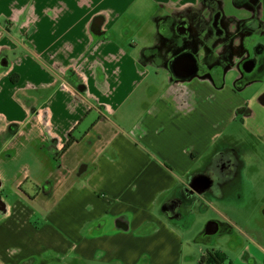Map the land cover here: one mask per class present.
Listing matches in <instances>:
<instances>
[{
    "label": "crops",
    "instance_id": "0c3cea01",
    "mask_svg": "<svg viewBox=\"0 0 264 264\" xmlns=\"http://www.w3.org/2000/svg\"><path fill=\"white\" fill-rule=\"evenodd\" d=\"M233 2L248 16L228 0H0V264L176 256L179 220L202 203L191 178L229 149L244 182L264 76L247 93L223 62L242 71L241 26L264 25V0Z\"/></svg>",
    "mask_w": 264,
    "mask_h": 264
},
{
    "label": "rangeland",
    "instance_id": "374dc122",
    "mask_svg": "<svg viewBox=\"0 0 264 264\" xmlns=\"http://www.w3.org/2000/svg\"><path fill=\"white\" fill-rule=\"evenodd\" d=\"M225 7L226 13L235 18L248 16V11L235 7L233 0H228ZM231 63V60L223 62L227 67L223 83L239 88L245 82L243 79L245 75ZM262 77L259 67L248 76L246 81L251 87L247 93L253 92L263 83ZM263 119L264 113L262 115L258 113L252 122L257 123ZM251 145L257 150V156L250 154L246 159L250 167L246 171L241 187L233 190L228 199L216 200L209 197L208 206L197 203L195 208L189 207L179 220L184 227V233L180 232L183 238L180 237L179 254L175 256L173 252L165 249H156L147 256H141L138 264H200L208 251L223 252L228 264H264V145L257 140H251ZM214 220L225 226L226 231L202 239L209 223ZM165 243L159 241L156 246ZM59 264L95 263L71 256Z\"/></svg>",
    "mask_w": 264,
    "mask_h": 264
},
{
    "label": "flooded vegetation",
    "instance_id": "af4514ba",
    "mask_svg": "<svg viewBox=\"0 0 264 264\" xmlns=\"http://www.w3.org/2000/svg\"><path fill=\"white\" fill-rule=\"evenodd\" d=\"M244 1V0H243ZM248 24L242 25L241 29L243 34L245 33V49L247 51L246 58L243 60L242 63V72L245 76H243V79L245 82H243V79L240 80L243 82L242 84H247V78L248 76H251L252 73L259 67L262 71V75L264 76V25L259 22L256 18H250L247 20ZM218 26V22L216 23ZM216 26V27H217ZM215 34H224L226 36L229 35V32L225 30L221 24L216 28L214 31ZM192 60V56L190 52L180 54L176 56L172 62V67L174 68L175 65L181 60ZM254 66V70L251 73H247L244 69V67L247 65L248 67ZM191 68L194 70L196 69L195 66H191ZM191 69V70H192ZM175 70V69H174ZM240 81V82H241ZM244 162L241 161L233 151L229 149H225L224 151H221L219 154H217L214 159L212 160L210 166H208L204 171L198 173L196 176H194L191 180L189 185L191 186V183L194 179H204L209 178L211 180V184L209 188L203 192H193L191 190V187L186 195H191V193L195 194L197 198L201 200V202L205 205L206 202L208 203L209 197L212 198H223L225 194L228 192H232L236 188H238L241 184V173L244 168ZM204 186L202 185L200 187V190H202ZM209 204V203H208ZM208 206V205H206ZM167 210L170 212L172 217L176 216V209L172 206H168ZM214 223V224H213ZM221 233L226 231V227L220 225L215 220L212 221V225L210 228H208V232L213 233L216 232ZM211 235L206 233L204 234V237L202 236V239H208Z\"/></svg>",
    "mask_w": 264,
    "mask_h": 264
},
{
    "label": "water",
    "instance_id": "95a60500",
    "mask_svg": "<svg viewBox=\"0 0 264 264\" xmlns=\"http://www.w3.org/2000/svg\"><path fill=\"white\" fill-rule=\"evenodd\" d=\"M193 61L194 59L192 58L191 61L189 60H185V59H181L174 67L175 71L180 75V76H185V75H188L190 74L189 71H191V66H193ZM254 64L253 66L251 67H248L247 65L244 67L245 71L247 73H251L253 70H254V66H255V63H252ZM211 184V180L209 178H204V179H199V178H196L192 181L191 183V190L193 192H203L205 190H207L209 188ZM204 186V188L202 190H200V187L201 186ZM214 224V223H213ZM212 225V222L209 223L208 227H207V234L208 235H214V234H217V231L216 232H213V233H210L208 232V228H210V226Z\"/></svg>",
    "mask_w": 264,
    "mask_h": 264
},
{
    "label": "trees",
    "instance_id": "16d2710c",
    "mask_svg": "<svg viewBox=\"0 0 264 264\" xmlns=\"http://www.w3.org/2000/svg\"><path fill=\"white\" fill-rule=\"evenodd\" d=\"M72 142H73V139L71 138L70 144H72ZM227 260L228 259L223 252L208 251L207 255L201 259L200 264H220L221 262H227ZM26 264H31V263L29 262Z\"/></svg>",
    "mask_w": 264,
    "mask_h": 264
},
{
    "label": "built area",
    "instance_id": "2783aa9c",
    "mask_svg": "<svg viewBox=\"0 0 264 264\" xmlns=\"http://www.w3.org/2000/svg\"><path fill=\"white\" fill-rule=\"evenodd\" d=\"M220 264H228L227 262H221Z\"/></svg>",
    "mask_w": 264,
    "mask_h": 264
}]
</instances>
